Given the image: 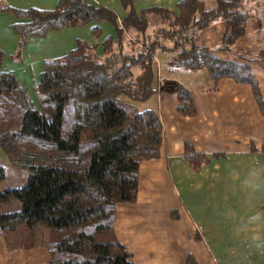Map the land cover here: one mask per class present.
I'll list each match as a JSON object with an SVG mask.
<instances>
[{
    "label": "trees",
    "instance_id": "trees-1",
    "mask_svg": "<svg viewBox=\"0 0 264 264\" xmlns=\"http://www.w3.org/2000/svg\"><path fill=\"white\" fill-rule=\"evenodd\" d=\"M120 1L126 13L119 23L112 10L88 0L12 11L20 47L52 31L93 25L99 36V23L113 30L101 40L100 52L99 44L78 42L66 55L45 61L34 102L11 71L0 69V150L10 167L28 171L24 185L0 192V238L25 226L33 239L29 248L44 246L48 264H133L113 224L117 206L137 198L141 163L159 156L161 121L146 105L161 92L172 93L179 115H195L185 88L158 79L157 52L169 56L171 71L205 70L212 91L224 79L249 86L264 120V100L251 70L256 65L264 72V49L253 57L232 51L245 34L254 0H216L213 8L203 0H179L174 10L139 12L132 0ZM215 22L224 31L214 51L231 54L232 61L197 42ZM250 150L264 152V145L251 143ZM182 159L198 171L210 157L185 143ZM6 177L0 165V182ZM186 264L195 261L188 256Z\"/></svg>",
    "mask_w": 264,
    "mask_h": 264
},
{
    "label": "crops",
    "instance_id": "crops-1",
    "mask_svg": "<svg viewBox=\"0 0 264 264\" xmlns=\"http://www.w3.org/2000/svg\"><path fill=\"white\" fill-rule=\"evenodd\" d=\"M57 1L3 0L0 12L4 15H0L13 16V10L30 8L52 10ZM88 1L112 10L118 23L126 13L120 0ZM178 1L132 0V6L136 12L148 7L174 10ZM203 2L206 8L216 4V0ZM248 8L251 16L245 34L232 51L253 57L264 49V0H254ZM92 26L29 37L19 56L22 59L14 62L30 64L33 52L40 69L41 63L66 55L78 42L99 44L100 52L101 40L113 30L99 23V36H95ZM223 31V23L215 22L199 33L197 42L232 61L231 54L214 51ZM64 49L65 54L46 59L48 53ZM168 59L157 52V77L185 88L195 115H179L172 93L161 92L146 105L159 115L162 144L158 158L139 166L136 200L117 206L115 236L130 252L133 264H186L188 256L197 264H264V152L250 150L251 143L264 145V120L252 91L231 79L221 80L212 91L213 82L205 70L171 71ZM251 70L264 100V72L256 65ZM185 143L210 157L200 170L183 161ZM215 153L221 155L213 158ZM14 251L0 239V264H48L42 245L26 253Z\"/></svg>",
    "mask_w": 264,
    "mask_h": 264
},
{
    "label": "rangeland",
    "instance_id": "rangeland-1",
    "mask_svg": "<svg viewBox=\"0 0 264 264\" xmlns=\"http://www.w3.org/2000/svg\"><path fill=\"white\" fill-rule=\"evenodd\" d=\"M0 14L4 15V13L0 12ZM0 15V69L9 71L13 73L15 76L18 85L22 87L27 94L29 100L34 102V86L38 83L40 74L43 71V64L41 63L40 69L35 63L36 55L35 53L30 54V64H28V60H25V63L22 62L21 65L15 64V60L22 59V51L24 47H20L19 40L17 35L15 34V30L13 26H11L14 22H16V18L13 16H4ZM5 18V19H4ZM169 43V41H166ZM46 46V45H45ZM40 49V48H39ZM42 50V49H40ZM40 50L36 49V52L39 53ZM66 49L63 52L55 51L54 53H48L46 59L55 58L65 54ZM35 56H34V55ZM157 55V53H156ZM155 55V58H156ZM10 56V58H9ZM18 57V59H17ZM35 57V58H34ZM11 59V60H9ZM18 62V61H17ZM263 163V162H262ZM0 165L5 168L6 171V179L0 182V192L3 191L7 187H18L25 184L28 178L27 170H18L13 169L8 165V161L0 150ZM264 165V164H263ZM12 181V183H11ZM11 208L7 209L10 210ZM39 236V235H38ZM43 243H46L47 236H41ZM1 239V238H0ZM4 240V239H3ZM5 243L8 248L15 250L14 252L26 253L30 249V245L33 243V239L29 234V231L25 226H21L17 228L14 232L6 233ZM22 249V250H18ZM47 252V251H46ZM23 256H25L23 254ZM197 264V262H195Z\"/></svg>",
    "mask_w": 264,
    "mask_h": 264
},
{
    "label": "built area",
    "instance_id": "built-area-1",
    "mask_svg": "<svg viewBox=\"0 0 264 264\" xmlns=\"http://www.w3.org/2000/svg\"><path fill=\"white\" fill-rule=\"evenodd\" d=\"M2 2H3V0H0V6H1Z\"/></svg>",
    "mask_w": 264,
    "mask_h": 264
}]
</instances>
